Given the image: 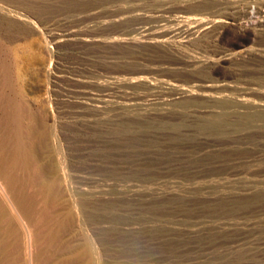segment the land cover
Here are the masks:
<instances>
[{
	"label": "rangeland",
	"instance_id": "obj_1",
	"mask_svg": "<svg viewBox=\"0 0 264 264\" xmlns=\"http://www.w3.org/2000/svg\"><path fill=\"white\" fill-rule=\"evenodd\" d=\"M0 14L25 56L27 147L58 182L47 201L0 125L35 264H264V0H0ZM0 220V264H27L15 214Z\"/></svg>",
	"mask_w": 264,
	"mask_h": 264
},
{
	"label": "bare ground",
	"instance_id": "obj_2",
	"mask_svg": "<svg viewBox=\"0 0 264 264\" xmlns=\"http://www.w3.org/2000/svg\"><path fill=\"white\" fill-rule=\"evenodd\" d=\"M15 43L16 42L14 41L13 32H12V24L7 19L0 17V125L6 126L9 128L11 127L12 129H13L12 126L13 125L15 126L16 135H17V144L20 146V149H21V153H20V155H18V157H19L18 159H20L22 161V163L26 169V172H27V164L28 165L31 164L32 168L37 173L40 174V179H39L40 184L39 185H40V189L42 191L41 193H43L44 198L47 201H50L51 198L53 197V195H55V193H56V187H57L58 182H57V179H52V180L47 179L48 176L47 177L45 176V172L43 171V169H44L43 166L41 167L40 165L37 164L38 162L35 160L36 157L34 156V152L32 150H30V148L27 147V134H32V131H34V130L31 129V128H33L32 126L30 127V125H27V71H26V68L24 66L25 65V56L23 53L19 52ZM21 51H23V50H21ZM13 162H14V160H13ZM29 173H30V170H29ZM30 177H31V175H30ZM58 194H59V192H58ZM0 200H1L0 213L4 214V213H6L7 210L11 211L12 213L15 214L16 220L20 223V226L22 227L23 236H21V237L23 238V241L25 244L24 248L26 249L25 250L26 251L25 253L27 255V262L26 263L27 264H35L34 246H35V242L37 241L39 232H37L38 230L36 229V223H34L35 221L33 219V211L34 210L32 209L31 206L27 205V199L24 196V194L22 193L21 189L17 185V179H16L15 174L13 173V171L10 168V162L1 154H0ZM58 204L60 205L59 202H58ZM64 214H66V213H64ZM60 217L62 220V216H59L58 219H60ZM9 222H10V220H9ZM53 224H55V223H53ZM61 224H62V222H61ZM64 224H67V223H64ZM8 225H10V223H8ZM8 225H7V228L9 229ZM61 232H62V230H61ZM14 234H15V232H14ZM5 235H6V233H5ZM13 237L14 236H12V238ZM56 238H58V237H56ZM1 239L3 240V238H1ZM7 239H9V238L7 237ZM16 239H18V238L16 237ZM38 239H40V238H38ZM38 244H40V242ZM67 246H69V245H67ZM67 246H66V248L68 250ZM37 247H38V245H37ZM47 248H49V247H47ZM10 249H9V251H10ZM70 249L73 250V248H70ZM54 250L55 249H53V252H54ZM64 250L65 249H63V251ZM51 251L52 250H50V252ZM36 252H37V250H36ZM83 255H84V253H83ZM87 256L89 257V254ZM55 257H56V254H55ZM91 257L92 256L89 257L88 262L90 261ZM59 259H61V258H59ZM91 260L94 261V259H92V258H91ZM37 261H39L38 262V264H39L41 262V258ZM44 261L45 260H43L42 262H44ZM93 261H90V262H93ZM88 262L86 264H88ZM49 263L51 264L50 261H49ZM91 264H93V263H91Z\"/></svg>",
	"mask_w": 264,
	"mask_h": 264
}]
</instances>
